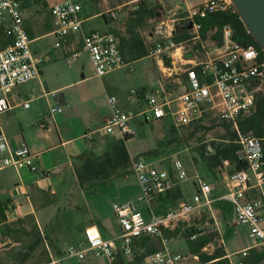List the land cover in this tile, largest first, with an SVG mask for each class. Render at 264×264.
<instances>
[{
    "label": "built area",
    "instance_id": "2783aa9c",
    "mask_svg": "<svg viewBox=\"0 0 264 264\" xmlns=\"http://www.w3.org/2000/svg\"><path fill=\"white\" fill-rule=\"evenodd\" d=\"M174 1L185 2L186 10L179 19L165 21L170 29L161 43L149 47L147 57L164 63L169 72L175 71V76L181 79L184 89L174 95L165 91L144 92L142 97L146 108L141 111V115L146 120L170 118L175 127H180L203 119L208 111L216 112L219 120L231 125L236 132L237 143L241 146L237 159L245 164V169L226 176V191L220 199L232 206L235 224L246 225L248 235L254 239L256 246L264 251V200L262 196L253 199L251 193L252 190H259L264 183L262 140L238 131L240 120L251 113L259 94L264 92V60H260L255 47L242 46L234 41L229 26H223L221 29V44L214 42L213 48L209 49L203 43L199 33L200 26L195 20L228 11V0H203L193 6L188 4V0ZM81 10V5L74 0H61L50 8V16L55 26L54 33L58 38L54 47H60L69 38L79 37L82 50L89 55L98 78L130 65L131 63L124 62L113 35L97 31L85 33L82 30ZM106 15L116 19L118 12L112 10ZM188 24H191V28H187L190 38L179 43L174 42L171 38L176 29ZM0 26L4 27L5 35L11 40L8 46L0 50L2 113L10 109L6 96L16 86L38 77L45 59L31 50V40L18 0H0ZM145 42L148 44L147 40ZM191 44L192 47H188ZM192 49L194 53H191ZM79 55L78 51H73L65 58V62L71 65ZM130 71H133L131 65ZM182 73L186 83L181 77ZM131 94L138 95L135 91H131ZM107 103L109 113L103 119L101 133L111 136L114 140L128 138L133 134L130 124L134 115L121 110L115 96H108ZM28 106L27 102L23 104L24 108ZM54 112H61V108L51 110V113ZM7 167L25 168L31 172L40 171L35 156L25 145L12 149L0 135V169ZM171 169L172 175L167 169L154 163L141 158L131 159V172L137 179L142 198L150 211L151 203L156 197L165 195L172 191L178 182L187 180V173L179 160L172 163ZM251 175L254 184H251ZM197 179V190L192 199L180 202L175 210L159 215L150 214L148 220L143 217L134 202L113 205L112 209L120 228L116 238L105 240L95 226H89L83 230L85 243L67 246L61 256L51 259V264H63L66 259L82 263L90 256L103 258L109 264H179L182 258L167 250L168 239L164 232L196 210L209 208L213 186L204 178L197 176ZM143 237L158 239L161 250L138 263L136 258L140 253L134 249V242ZM195 238L196 236H192L191 240ZM7 244L5 240L0 241V247ZM222 245L220 242V246ZM239 255L244 259L248 255V249L241 251ZM226 258H230V255H226Z\"/></svg>",
    "mask_w": 264,
    "mask_h": 264
},
{
    "label": "crops",
    "instance_id": "0c3cea01",
    "mask_svg": "<svg viewBox=\"0 0 264 264\" xmlns=\"http://www.w3.org/2000/svg\"><path fill=\"white\" fill-rule=\"evenodd\" d=\"M60 1L44 0L47 5L45 12L36 9L32 13H26L24 9L21 10L25 28L31 40L30 47L37 43L44 44V47L49 46V44L53 46L58 41L54 33L55 26L50 16V8ZM133 1L137 0H123L115 8ZM103 2L101 0L98 3L99 8H91V12L81 5L82 30L85 33L99 32L96 29L95 21L104 13L101 9ZM32 4H34V0H29L28 5ZM188 4L194 5L189 0ZM24 14H26L25 17ZM3 33L4 27L0 26L1 38ZM60 47L61 51L54 52L51 50L41 51L36 47L31 48L34 54L45 59L44 64L40 67V75L13 88L6 96L10 109L0 113V135L12 149L25 145L35 156V161L40 169L39 172H31L28 169L17 167L0 169V241L5 240L9 244L11 240H15L13 245H21L20 239L17 240V234L25 231L28 218L31 217L43 239V242L30 257L23 262L14 261L13 258L9 257L4 260L6 255H11V252L5 251H9L13 246L0 247V264H51V259L61 256L62 252L55 246L56 237L62 231L64 232V229L69 225H72L65 219L73 215L78 207L72 204L74 207H72V213H67L65 210L62 214L61 209L64 206L60 205L66 200L68 201V194L74 193V190L85 195L76 184L73 170L74 159L84 152H91L98 157L110 149L114 139L101 133L103 119L109 113L107 97L115 96L120 109L125 103L115 93L118 89V81L114 73L119 69L102 78L91 74L88 76L81 74L79 77L78 71L82 69L71 66L72 64L68 65L66 62L65 64L69 67L65 66L63 62L73 51L82 48L81 39L79 37L69 38ZM78 52L80 53V51ZM145 59L149 58L145 57L138 61ZM149 60L152 63L151 67L156 80L159 82L155 91L159 93L165 91L172 95L183 91L184 86H182L181 79L175 76V71L169 72L164 63ZM142 90V92H146L147 88L144 87ZM1 97L2 94L0 93ZM25 102L28 103V108L23 107ZM57 107L61 108V112L51 113V110ZM137 116H142L141 111L135 113V117ZM144 122L150 123L147 134L142 128V122H140L142 126L139 129L130 124L133 134L128 137L126 142L130 159L141 158L163 168V151L157 144L162 137V131L159 128L160 120H146L144 118ZM138 130L142 137L137 134ZM226 164H224L225 167ZM165 169L168 170L169 168L166 167ZM226 176L227 174L221 172V177L217 180L212 177L206 179L213 186L212 203L209 208L203 207L190 214L194 220L187 225L188 227L207 229L204 233L215 231L219 243H223L225 254L230 255L228 259L226 255L224 257L228 264H241L243 259L240 257L233 259V254L240 256L239 253L243 250L248 249L249 252L259 248L254 239L248 235V227L235 224L232 206L220 199L226 191ZM111 184L112 181L107 185ZM176 187L174 194L177 200L169 201L164 196H159L153 200L151 206L161 212L160 214L177 209L178 204L187 199L183 197L180 182L177 183ZM196 187L197 184H195L194 194L197 190ZM127 202L132 201H126L122 204ZM110 212L114 220V226L111 229L103 227L101 232L93 219H91L93 221L91 223L87 220L75 222L73 226H79L82 232L89 226H95L103 239H114L119 235L120 228L112 208H110ZM218 215L223 217L225 224L231 229L230 233L236 243L233 251H228L224 246V240L220 238V229L216 221ZM187 218L177 224L186 222ZM211 221L212 223H210ZM228 221H230L229 225ZM8 228L12 231L9 232ZM18 230L21 232H17ZM209 245L204 247L202 251L204 252ZM40 246H44V248L39 250ZM193 256L196 257L195 254ZM90 257L81 264H89ZM206 264H212V262Z\"/></svg>",
    "mask_w": 264,
    "mask_h": 264
},
{
    "label": "rangeland",
    "instance_id": "374dc122",
    "mask_svg": "<svg viewBox=\"0 0 264 264\" xmlns=\"http://www.w3.org/2000/svg\"><path fill=\"white\" fill-rule=\"evenodd\" d=\"M75 1V0H74ZM101 0H98V3H100ZM102 13L107 19H110L106 13L108 11H117L118 17L114 19V23L108 24L104 17L98 18L95 23L97 24V30L100 33H109V30L113 27H115L118 30H123L124 28V22L127 17V15L133 10V6L135 4L134 1L132 3H128L125 5H122L118 8V5L123 0H102ZM138 1V0H137ZM155 5H157V15L154 19H151L148 22L147 27L142 32L143 38L147 40L148 44H159L163 41V36L156 34V27L160 22L166 21L168 19H179L183 13L186 10V4L182 1H174V0H151ZM191 3L198 4L199 2L203 0H189ZM76 2H78L76 0ZM136 2V1H135ZM80 5H82L80 2H78ZM98 3L94 4V8L97 9ZM34 5V6H33ZM46 3L44 0H34V4L27 6L25 8L26 13H32L34 10L38 9L40 11L45 12L46 11ZM23 10V9H22ZM26 14H24L25 17ZM181 24V23H180ZM182 25V24H181ZM206 47L209 49L213 48L214 42L211 41L209 38L204 40L203 42ZM37 48L41 51L45 50H51V51H61V47L55 48L54 45L49 44V46L44 47V44H32L31 48ZM188 47H192V44ZM191 49V48H190ZM80 55L77 58V60L72 64L71 66H77L78 69H82L78 71V75L80 77L81 74L88 76V75H94L97 77L94 73V69L92 66V63L90 61L89 55L86 51H83L82 48L79 49ZM191 53H194V49L191 50ZM200 56H203L200 54ZM65 66H68L65 64V61L63 62ZM130 65L133 68V71H130ZM130 65H127L118 71H116L114 74L115 78L118 81V89L116 90V95L120 97L123 101H125L123 107L121 108L125 112H130L132 115H134V119H132L131 124H133L136 128H140L142 125L140 122L143 123V129L145 130V133L147 134L149 124L144 122L143 116H137L135 117V113H138L146 108L145 100L140 95V92L142 91V88H147V92H153L158 86L159 82L156 80L155 74L152 70V63L149 59H145L142 61H136L131 63ZM69 67V66H68ZM77 72V71H76ZM181 77L184 80V83H186L185 76L183 73L181 74ZM131 91H135L138 95H132ZM264 91V90H263ZM142 97V98H141ZM256 107V105H255ZM255 107L252 111H254ZM251 111V112H252ZM219 118L217 117L216 112H209L204 118L203 122H208L207 126H213L212 129L205 131V132H199L195 135V137L190 140L187 144H177L172 143L173 138L176 137V134L170 133V125H173V122L170 118H166L165 120H161L159 122V128L162 131V137L159 141V147L163 151L162 158V165L163 168H172V163L175 160H179L184 170L187 173V180L186 181H180L181 188H182V194L183 197L187 200L192 199L193 194L195 192V184L198 183L197 176L202 177L204 179L211 178L209 175L204 172L201 163L194 162L193 157L198 158V154L194 151L196 147V138H201L205 144H208L209 142L213 140H218L221 138V136L224 134V130L221 127H218L217 125L214 126L211 121H217ZM150 122V121H148ZM217 124V123H216ZM188 126V125H187ZM152 128H155L152 126ZM157 128V127H156ZM178 131L179 135H182L185 132L186 126H180L175 127ZM137 134L139 137H142L141 132L138 130ZM197 173V176L195 174ZM225 173V172H224ZM226 174V173H225ZM212 180V179H211ZM251 184H254V180L251 175ZM97 192V194L94 195H82L79 194L78 190H74V193L70 192L68 194V201L63 202L60 206H64L61 211L62 214H64L65 210H67V213H72V209L74 208L73 205H77L78 210L73 215H70L65 221H69L72 225H69L65 231L61 232L56 237L55 240V246L60 250L62 253L64 252L65 248L70 245H74L80 242L85 243V236L84 233L80 230L81 228L79 226H73L75 222H84L89 221L95 222L98 225V228L100 231H103V227L105 229H111L114 226V220L110 212V208H112V204L120 205L126 201H132L135 203L138 210L142 213L143 217L148 220L150 217V214L158 215L161 212H159L154 206H151L152 210H149L148 204L143 200L141 195L140 186L138 185L137 179L133 174H128L126 176L118 177L112 181L111 185H106L105 187L100 188ZM71 191V190H70ZM257 193L254 194L253 199H258L262 196L264 200V183L260 186L259 190L256 191ZM189 198V199H188ZM184 200V201H187ZM73 207V208H72ZM64 216V215H63ZM93 219V221H91ZM193 218L189 215L186 222L177 224L176 226H173V229L175 227H179V230L181 232H184L189 227L187 223H192ZM217 224L219 225L220 229V238L224 240L225 247L228 251H233L235 249V240L233 238V235H231V229L228 228L227 224H225V221L222 216H219L216 218ZM230 224V221H228V225ZM30 223L26 224V231L27 229L30 230ZM20 239L21 245H13L15 244V240H11L8 245H6L4 248H7L9 246L11 249L9 251L5 252H11V255H6L4 260L9 258H13L14 261H17L23 257V252L25 253L27 249V245L32 241V238L30 236H27L26 234H17V240ZM192 242H190L188 239H186L184 236L177 235L176 237H171L167 240V250L173 254V255H179L182 259L180 260L179 264H200L198 257H194V253L191 252L192 248ZM220 246V243L217 240H215L213 243H211L205 250L204 253H212L215 248ZM44 248V246H40L39 250ZM223 248V245H222ZM38 252V251H37ZM240 256L233 254V259L239 258ZM1 258V256H0ZM241 258V257H240ZM89 264H107L108 262L103 258H95L93 256L89 259ZM63 264H81L78 263L74 259H66L63 261ZM241 264H243L241 262Z\"/></svg>",
    "mask_w": 264,
    "mask_h": 264
},
{
    "label": "trees",
    "instance_id": "16d2710c",
    "mask_svg": "<svg viewBox=\"0 0 264 264\" xmlns=\"http://www.w3.org/2000/svg\"><path fill=\"white\" fill-rule=\"evenodd\" d=\"M18 1L21 10H25V8L29 6V0ZM77 1L84 7L88 8L90 12L91 8L94 7V4L98 3V0ZM157 7L158 6L151 0H138L135 2V8H133V10L127 15L123 30H118L115 27L109 30L110 34L116 38L119 52L125 63H133L147 57L148 49L152 44H146L142 32L147 27L148 22L156 17ZM101 16L104 17L108 24L114 23V19H107L103 14ZM195 22L200 26L199 33L202 40L209 38L211 41L218 44H221L222 42V27L229 26L232 30V38L234 41L242 46L255 47L259 52L260 60H264V53L255 43L253 38L246 32L239 17L231 8L226 12L216 13L207 16L204 19H196ZM189 38L190 35L187 26L183 25L176 29L171 39L174 42L179 43ZM10 42V38L3 33V37H0V50L8 46ZM142 91L140 92V95L144 93ZM165 119L166 118L161 120ZM203 121V119H200L195 123L189 124L186 126L187 128H185V132L182 135L176 133L178 130L174 125H170V133L176 134L172 143L177 142V144H187L197 133L212 129L213 126H207L208 122L204 123ZM211 122L214 126L217 125L218 127H221L224 130V134L218 140H213L208 144H205L201 138H196V147L194 151L198 154V158L193 157V160L194 162L199 161L204 172H206L209 177L217 180L221 177V172L230 175L234 172L245 169V164L239 162L237 159V154L240 151L241 146L237 143V135L231 125L219 119ZM238 131L241 134H251L260 138L262 140V150L264 155V92L259 94L254 111L240 120ZM128 139L129 138L114 140L111 143L110 149L105 151L101 156L96 157L91 152H84L74 159V176L80 191L87 195H94L100 190V188L105 187L114 179L132 173L131 159L126 148V142ZM159 141L157 143L158 145ZM225 163H227L226 167L224 166ZM168 171L171 175L173 174L171 168H169ZM176 188L177 187L163 195L164 198L169 201L177 200V197H175L174 194ZM256 191L257 190H252V198H254V194L257 193ZM28 223L31 225L30 230L27 229V231L25 230L21 234L30 236L32 241L27 245L25 253L23 252V257L17 260L20 262L27 260L35 249L43 242L32 217L28 218ZM210 223H212V221ZM172 229L173 228H169L165 230L164 233L167 239L180 235L192 242L193 245L191 252L198 257L200 264H206L209 262H212V264H228L227 260L224 258L226 254L222 246H218L210 254H205L202 251L204 247L218 239L215 231L204 233L207 229H201L194 226H190L184 232H181L178 226L175 227L174 230ZM8 231L11 232L12 230L8 228ZM17 232L21 231L18 230ZM192 236H196V238L191 240ZM134 249L136 252L140 253V256L136 258V261L141 263V261L148 255L161 250V244L156 238L143 237L135 240ZM242 263L264 264V251L261 249L249 251Z\"/></svg>",
    "mask_w": 264,
    "mask_h": 264
},
{
    "label": "water",
    "instance_id": "95a60500",
    "mask_svg": "<svg viewBox=\"0 0 264 264\" xmlns=\"http://www.w3.org/2000/svg\"><path fill=\"white\" fill-rule=\"evenodd\" d=\"M230 8L239 17L246 32L264 53V0H228ZM188 29L191 24H188ZM170 26L160 22L156 27V34L165 37Z\"/></svg>",
    "mask_w": 264,
    "mask_h": 264
}]
</instances>
